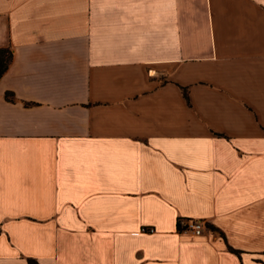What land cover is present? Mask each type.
Listing matches in <instances>:
<instances>
[{"label":"crops","instance_id":"0c3cea01","mask_svg":"<svg viewBox=\"0 0 264 264\" xmlns=\"http://www.w3.org/2000/svg\"><path fill=\"white\" fill-rule=\"evenodd\" d=\"M0 48V264H264V0H0Z\"/></svg>","mask_w":264,"mask_h":264},{"label":"built area","instance_id":"2783aa9c","mask_svg":"<svg viewBox=\"0 0 264 264\" xmlns=\"http://www.w3.org/2000/svg\"><path fill=\"white\" fill-rule=\"evenodd\" d=\"M179 225L181 229L191 231L196 235H201L206 230L204 222L199 219L179 220Z\"/></svg>","mask_w":264,"mask_h":264},{"label":"trees","instance_id":"16d2710c","mask_svg":"<svg viewBox=\"0 0 264 264\" xmlns=\"http://www.w3.org/2000/svg\"><path fill=\"white\" fill-rule=\"evenodd\" d=\"M12 60V52L9 48H0V77L7 69L9 63ZM177 228H180L179 222L177 224ZM28 264H37V262L33 259H28Z\"/></svg>","mask_w":264,"mask_h":264}]
</instances>
